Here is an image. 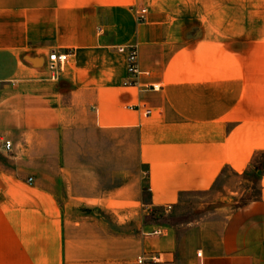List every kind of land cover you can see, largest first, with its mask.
I'll list each match as a JSON object with an SVG mask.
<instances>
[{
	"label": "crops",
	"instance_id": "crops-1",
	"mask_svg": "<svg viewBox=\"0 0 264 264\" xmlns=\"http://www.w3.org/2000/svg\"><path fill=\"white\" fill-rule=\"evenodd\" d=\"M259 6L0 0V264H264V174L256 199L183 230L131 237L102 213L176 209L264 151ZM130 43L139 82L159 89L122 85ZM53 50L69 53L56 79Z\"/></svg>",
	"mask_w": 264,
	"mask_h": 264
},
{
	"label": "rangeland",
	"instance_id": "rangeland-1",
	"mask_svg": "<svg viewBox=\"0 0 264 264\" xmlns=\"http://www.w3.org/2000/svg\"><path fill=\"white\" fill-rule=\"evenodd\" d=\"M259 6L258 16H264V0H256ZM258 65L264 66V58L258 59ZM258 80H264V74L256 75ZM116 145V144H115ZM129 155L131 173L134 162V151L130 149ZM122 156L115 150V165L121 164ZM264 174V152H259L253 156L250 166L240 175L227 171L225 177L211 191L197 193L191 196L190 200L184 202L176 209L165 207L145 208L139 206L138 213H133L130 218L112 217L103 213L104 221L113 225L114 233L127 232L131 237L136 234L148 235L158 226L156 224H168L175 226L178 230H183L187 221L200 220L203 216H208L212 208L219 204H227L228 210H233L248 204L257 198L259 193V176ZM122 230V231H120ZM183 248V255L185 253Z\"/></svg>",
	"mask_w": 264,
	"mask_h": 264
},
{
	"label": "built area",
	"instance_id": "built-area-1",
	"mask_svg": "<svg viewBox=\"0 0 264 264\" xmlns=\"http://www.w3.org/2000/svg\"><path fill=\"white\" fill-rule=\"evenodd\" d=\"M135 13L137 15L138 21H143L145 19V16L147 14V8L145 6L141 8L135 9ZM118 50L120 52L125 53V77L122 81L123 86H137L141 89H151V90H157L159 89L158 84H151V85H143L139 82V76L141 75L142 71L139 68L138 64V51L137 46L134 43H130L127 45H122L118 47ZM69 53L65 51H56L53 50L48 55V69L51 72L50 78L56 79L58 77L59 72L62 70L63 65L68 60ZM3 81L0 80V87L2 85ZM146 114L150 113V109L145 110ZM4 147L7 151L10 150L11 147V141L4 140ZM28 182L32 181V177L27 178ZM166 209H170L171 206L167 205L165 207ZM161 229L159 227L153 229L151 233L156 234L160 233ZM197 255H200V252H197ZM146 259L143 256L137 257L138 263H143Z\"/></svg>",
	"mask_w": 264,
	"mask_h": 264
},
{
	"label": "trees",
	"instance_id": "trees-1",
	"mask_svg": "<svg viewBox=\"0 0 264 264\" xmlns=\"http://www.w3.org/2000/svg\"><path fill=\"white\" fill-rule=\"evenodd\" d=\"M262 152H264V151H262ZM258 153H259V152H258ZM255 155H256V154H255ZM255 155H254V156H255Z\"/></svg>",
	"mask_w": 264,
	"mask_h": 264
}]
</instances>
